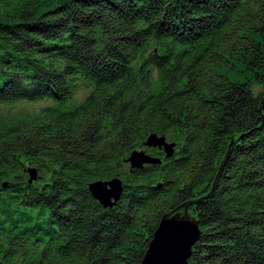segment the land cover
<instances>
[{"label":"trees","instance_id":"obj_1","mask_svg":"<svg viewBox=\"0 0 264 264\" xmlns=\"http://www.w3.org/2000/svg\"><path fill=\"white\" fill-rule=\"evenodd\" d=\"M192 200L187 264H264V0H0V264H140Z\"/></svg>","mask_w":264,"mask_h":264},{"label":"water","instance_id":"obj_2","mask_svg":"<svg viewBox=\"0 0 264 264\" xmlns=\"http://www.w3.org/2000/svg\"><path fill=\"white\" fill-rule=\"evenodd\" d=\"M144 144L162 149L167 157L173 154L174 143L167 142L163 135L149 134ZM228 153L229 150L224 162ZM126 162L131 168H140L145 163H158L160 159L149 155L144 150H133L126 158ZM221 169L222 165L213 180L210 191L205 196L206 198L214 193ZM34 174V171L31 170L29 180L34 178ZM88 190L103 207H112L122 192V184L118 177L105 181L95 180L88 184ZM198 201H186L162 215L140 264H187L191 247L199 237L198 222L190 215L188 206Z\"/></svg>","mask_w":264,"mask_h":264},{"label":"rangeland","instance_id":"obj_3","mask_svg":"<svg viewBox=\"0 0 264 264\" xmlns=\"http://www.w3.org/2000/svg\"><path fill=\"white\" fill-rule=\"evenodd\" d=\"M83 94H84V91H82V90H80V91H78L77 92V98H80V97H82L83 96ZM41 105H44V104H35V108H37V107H39V106H41ZM189 211V210H188ZM190 215H191V212H190Z\"/></svg>","mask_w":264,"mask_h":264}]
</instances>
